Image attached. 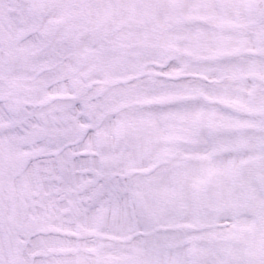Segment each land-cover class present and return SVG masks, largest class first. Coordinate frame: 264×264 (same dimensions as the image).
<instances>
[{"label":"snow or ice","instance_id":"1","mask_svg":"<svg viewBox=\"0 0 264 264\" xmlns=\"http://www.w3.org/2000/svg\"><path fill=\"white\" fill-rule=\"evenodd\" d=\"M0 264H264V0H0Z\"/></svg>","mask_w":264,"mask_h":264}]
</instances>
